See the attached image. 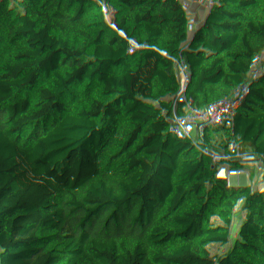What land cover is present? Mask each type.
I'll return each instance as SVG.
<instances>
[{
  "label": "trees",
  "instance_id": "trees-1",
  "mask_svg": "<svg viewBox=\"0 0 264 264\" xmlns=\"http://www.w3.org/2000/svg\"><path fill=\"white\" fill-rule=\"evenodd\" d=\"M214 1L14 0V35L0 0V264H134L140 211L121 180L143 185L159 238L209 214L193 260L167 264H264V162L209 208L214 186L250 162L264 118V0L219 6L153 165L139 128L168 127L194 24ZM89 168L102 175L92 183Z\"/></svg>",
  "mask_w": 264,
  "mask_h": 264
},
{
  "label": "built area",
  "instance_id": "built-area-1",
  "mask_svg": "<svg viewBox=\"0 0 264 264\" xmlns=\"http://www.w3.org/2000/svg\"><path fill=\"white\" fill-rule=\"evenodd\" d=\"M190 43L191 41L189 44ZM197 75L193 78V80L197 78ZM34 94L36 96L39 95V89L37 87L34 88ZM262 95L264 100V88H262ZM57 109L61 110V106H58ZM259 124L262 127V134L260 136L261 143L264 139V118L259 122ZM158 130L166 136L168 141H170L171 137L176 132L175 125L160 128ZM62 140L66 148L67 145H70L71 143L72 146L74 145L73 139L65 133H62ZM67 150L74 159L79 160L76 153L72 152V147ZM259 153L260 158L262 157L259 159V162H264V151L262 152L259 150ZM79 162L86 166L82 160H79ZM89 174V182L91 183L102 176L94 168H89ZM121 183L133 190L140 211V218L133 229L132 240L128 245L130 260L134 264H167L168 260L176 257L193 260L198 239L210 221L209 214L204 213L198 216L191 225L176 230L164 238H159L154 235L152 229L149 228L147 224L148 215L151 210V200L143 185L140 184L139 186H130L125 180H121ZM237 185L238 186H235V189L233 188L232 190H227L223 184L215 185L211 193L209 208H219L229 199L233 192L244 188L246 181L241 180L237 183Z\"/></svg>",
  "mask_w": 264,
  "mask_h": 264
},
{
  "label": "crops",
  "instance_id": "crops-1",
  "mask_svg": "<svg viewBox=\"0 0 264 264\" xmlns=\"http://www.w3.org/2000/svg\"><path fill=\"white\" fill-rule=\"evenodd\" d=\"M224 0H215L206 15L204 16L203 20L198 22V28L195 30L194 35L192 37V44L189 50L187 51L188 62L184 69L182 76L179 79L178 89L175 95V111L170 117V122L168 123V127L174 126L177 121V115L179 114V109L182 103V97L189 86V82L191 80V76L195 75L198 71V64H199V54L202 47V44L207 36L208 30L213 24L215 17L217 15L218 8L220 4H222ZM188 45V46H190ZM188 49V47H187ZM263 108V117H264V100L262 104ZM139 128L144 135L147 143L150 146V159H152L153 163L163 154L165 148L168 144V139L166 136L160 132L158 129L150 128L145 122H139ZM252 133H253V143H252V157L250 162L238 171L232 178L225 180L223 183L224 187L227 190H232L235 186H237V182L244 180L250 176L252 173L255 163L260 158L259 153V145L258 141L262 134V127L259 122L252 126Z\"/></svg>",
  "mask_w": 264,
  "mask_h": 264
},
{
  "label": "rangeland",
  "instance_id": "rangeland-1",
  "mask_svg": "<svg viewBox=\"0 0 264 264\" xmlns=\"http://www.w3.org/2000/svg\"><path fill=\"white\" fill-rule=\"evenodd\" d=\"M10 1V9H9V11H8V13L6 14V19H5V21H4V23H3V25H4V27L5 28H7L9 31H11L14 35L16 34V32H15V29L13 28V18H14V6H15V3H14V0H9ZM221 5V4H220ZM203 20V19H202ZM198 22H196L195 24H194V28L195 29H197L198 28ZM17 37V36H16ZM192 40H191V43L190 44H192ZM189 44V45H190ZM191 47V45L190 46H188V49H187V51L189 50V48ZM24 60H25V62H26V70H27V73H28V78H29V81H30V83L31 84H33V85H37V86H39V84H38V82H37V80H36V78H35V75H34V63H33V61L26 55L25 57H24ZM197 75V73L195 74V75H193V76H191L190 78L193 80V78L195 77ZM192 80H190V82L192 81ZM189 82V83H190ZM39 87H41V86H39ZM71 147H72V143L70 144V145H67V149H71ZM262 158V157H261ZM261 158H259V159H261ZM239 182V181H238ZM237 182V183H238ZM238 186V185H237ZM236 186V187H237ZM235 189V188H234ZM181 260H182V258H181Z\"/></svg>",
  "mask_w": 264,
  "mask_h": 264
}]
</instances>
